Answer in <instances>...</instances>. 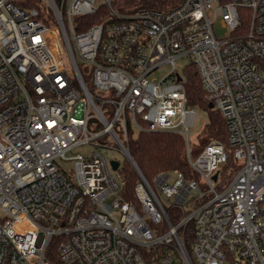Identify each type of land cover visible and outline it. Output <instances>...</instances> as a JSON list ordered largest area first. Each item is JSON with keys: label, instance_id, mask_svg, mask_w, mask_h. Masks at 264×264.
Listing matches in <instances>:
<instances>
[{"label": "built area", "instance_id": "1", "mask_svg": "<svg viewBox=\"0 0 264 264\" xmlns=\"http://www.w3.org/2000/svg\"><path fill=\"white\" fill-rule=\"evenodd\" d=\"M184 57L229 150L193 156ZM141 133L182 136L197 178L147 181ZM101 150L133 164V200ZM0 210V264H52L53 245L62 264H264V0H0Z\"/></svg>", "mask_w": 264, "mask_h": 264}, {"label": "trees", "instance_id": "2", "mask_svg": "<svg viewBox=\"0 0 264 264\" xmlns=\"http://www.w3.org/2000/svg\"><path fill=\"white\" fill-rule=\"evenodd\" d=\"M88 19L91 24L99 20L97 16H91ZM185 74V87L190 104L197 110L201 109L208 113V123L200 136L196 154H199L211 141H218L229 150L230 144L225 118L216 108H209L211 102L207 98V92L196 69L191 65ZM126 145L135 165L150 183L156 175L175 170L184 173L188 179L197 178L188 164L186 141L180 135L171 133L130 134ZM238 169L239 166L233 155L229 154L227 163L223 165L220 171V176L228 182L236 175ZM121 172L127 181V199L133 200L132 192L136 184L140 182V177L129 160H125L122 164ZM187 249L189 250V245H187ZM48 259L52 264H62L54 245L48 252Z\"/></svg>", "mask_w": 264, "mask_h": 264}, {"label": "rangeland", "instance_id": "3", "mask_svg": "<svg viewBox=\"0 0 264 264\" xmlns=\"http://www.w3.org/2000/svg\"><path fill=\"white\" fill-rule=\"evenodd\" d=\"M215 29L219 37H222L226 32V30L222 28L220 19H218L215 25ZM190 62L191 60L189 57H184L177 61V64H176L177 69L179 70V72L181 73L183 77H186L184 70L190 65ZM169 70L170 69L168 67H165L163 69V72H156L154 77L161 78L166 73H168ZM207 123H208V113L204 110L198 109L196 124L191 131V148H192L194 157L198 155L196 154L197 153L196 151L198 149L197 146L200 143V136ZM93 150L94 149L92 147L90 148L83 147V148L76 149L73 154H91ZM101 152H103L110 160H117L121 162L122 164L125 162V160H127L126 156H124L122 153L118 151L101 150ZM72 166H73V162H69L65 165V168L69 169ZM3 217H4V213L0 210V218H3Z\"/></svg>", "mask_w": 264, "mask_h": 264}, {"label": "water", "instance_id": "4", "mask_svg": "<svg viewBox=\"0 0 264 264\" xmlns=\"http://www.w3.org/2000/svg\"><path fill=\"white\" fill-rule=\"evenodd\" d=\"M179 80H181V77H179ZM209 108H210V109H213V108H214V104H213V103H210V104H209ZM112 164H113V166H114L115 169H117V168L119 167V163H118V162H113ZM134 164H135V163H134ZM217 177H218V175L216 174V175L214 176V179L216 180Z\"/></svg>", "mask_w": 264, "mask_h": 264}]
</instances>
